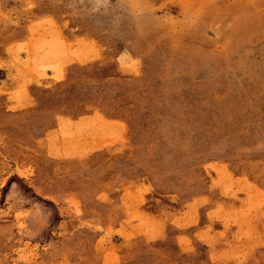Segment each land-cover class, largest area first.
Segmentation results:
<instances>
[{"label": "rangeland", "instance_id": "1", "mask_svg": "<svg viewBox=\"0 0 264 264\" xmlns=\"http://www.w3.org/2000/svg\"><path fill=\"white\" fill-rule=\"evenodd\" d=\"M0 264H264V0H0Z\"/></svg>", "mask_w": 264, "mask_h": 264}]
</instances>
